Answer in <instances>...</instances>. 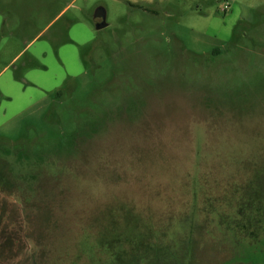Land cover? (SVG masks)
<instances>
[{
    "label": "rangeland",
    "instance_id": "1",
    "mask_svg": "<svg viewBox=\"0 0 264 264\" xmlns=\"http://www.w3.org/2000/svg\"><path fill=\"white\" fill-rule=\"evenodd\" d=\"M260 225L264 0H0V264H264Z\"/></svg>",
    "mask_w": 264,
    "mask_h": 264
},
{
    "label": "trees",
    "instance_id": "2",
    "mask_svg": "<svg viewBox=\"0 0 264 264\" xmlns=\"http://www.w3.org/2000/svg\"><path fill=\"white\" fill-rule=\"evenodd\" d=\"M235 218L236 217H234L232 220H234ZM259 222H260V220L259 221L257 220V223H259ZM260 226L262 227L263 225H260ZM260 228H257L258 231ZM101 249H103V248H99V247L90 248L91 253L89 254V257L91 259L88 257L90 259V261H89L90 264H98V262H100L101 264H108L110 261H112L113 259L115 260L117 258L116 254L107 255ZM97 250H99V251L97 252ZM146 254H147V252H146ZM103 260H106V262H104Z\"/></svg>",
    "mask_w": 264,
    "mask_h": 264
},
{
    "label": "water",
    "instance_id": "3",
    "mask_svg": "<svg viewBox=\"0 0 264 264\" xmlns=\"http://www.w3.org/2000/svg\"><path fill=\"white\" fill-rule=\"evenodd\" d=\"M94 21H95V26L97 29L102 28L105 26V18H104V13H98L94 15Z\"/></svg>",
    "mask_w": 264,
    "mask_h": 264
},
{
    "label": "flooded vegetation",
    "instance_id": "4",
    "mask_svg": "<svg viewBox=\"0 0 264 264\" xmlns=\"http://www.w3.org/2000/svg\"><path fill=\"white\" fill-rule=\"evenodd\" d=\"M263 230H264V227H261L260 229H259V231L257 232L258 234H260V233H262L263 232ZM246 232H244L243 234L245 235V237H246V240H248L247 242H255V240L257 239V233H256V235L255 236H250L249 234H245Z\"/></svg>",
    "mask_w": 264,
    "mask_h": 264
}]
</instances>
